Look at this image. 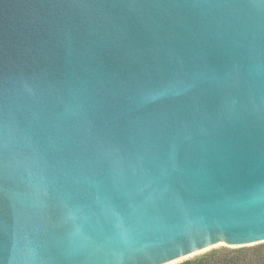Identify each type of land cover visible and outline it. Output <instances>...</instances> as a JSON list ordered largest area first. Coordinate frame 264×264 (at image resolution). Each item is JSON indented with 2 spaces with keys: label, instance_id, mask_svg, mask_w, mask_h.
I'll return each mask as SVG.
<instances>
[{
  "label": "water",
  "instance_id": "95a60500",
  "mask_svg": "<svg viewBox=\"0 0 264 264\" xmlns=\"http://www.w3.org/2000/svg\"><path fill=\"white\" fill-rule=\"evenodd\" d=\"M261 243L264 0H0V264Z\"/></svg>",
  "mask_w": 264,
  "mask_h": 264
},
{
  "label": "trees",
  "instance_id": "16d2710c",
  "mask_svg": "<svg viewBox=\"0 0 264 264\" xmlns=\"http://www.w3.org/2000/svg\"><path fill=\"white\" fill-rule=\"evenodd\" d=\"M177 264H264V243L250 247L214 249Z\"/></svg>",
  "mask_w": 264,
  "mask_h": 264
},
{
  "label": "rangeland",
  "instance_id": "374dc122",
  "mask_svg": "<svg viewBox=\"0 0 264 264\" xmlns=\"http://www.w3.org/2000/svg\"><path fill=\"white\" fill-rule=\"evenodd\" d=\"M219 249H221V248H219Z\"/></svg>",
  "mask_w": 264,
  "mask_h": 264
}]
</instances>
